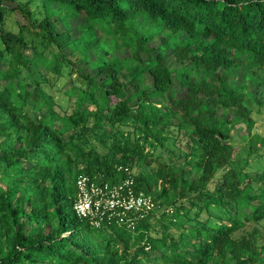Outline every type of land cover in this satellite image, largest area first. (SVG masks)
I'll return each mask as SVG.
<instances>
[{
  "label": "trees",
  "instance_id": "16d2710c",
  "mask_svg": "<svg viewBox=\"0 0 264 264\" xmlns=\"http://www.w3.org/2000/svg\"><path fill=\"white\" fill-rule=\"evenodd\" d=\"M261 67L264 0H0V264H264ZM82 172L156 210L91 225Z\"/></svg>",
  "mask_w": 264,
  "mask_h": 264
},
{
  "label": "built area",
  "instance_id": "2783aa9c",
  "mask_svg": "<svg viewBox=\"0 0 264 264\" xmlns=\"http://www.w3.org/2000/svg\"><path fill=\"white\" fill-rule=\"evenodd\" d=\"M75 185L77 195L74 211L95 227L113 220L116 224L134 229L136 221L156 206L151 195L133 190L130 177L110 185L107 181L82 172L77 174Z\"/></svg>",
  "mask_w": 264,
  "mask_h": 264
},
{
  "label": "rangeland",
  "instance_id": "374dc122",
  "mask_svg": "<svg viewBox=\"0 0 264 264\" xmlns=\"http://www.w3.org/2000/svg\"><path fill=\"white\" fill-rule=\"evenodd\" d=\"M20 19H22L21 17H19ZM56 27L59 31H64L65 29H67V25L66 22L62 19H59L58 17H55L54 19ZM73 25H76V21L75 22H71ZM25 53H29L31 52L29 49H24L23 50ZM66 52H68V49H65ZM92 54L93 56H98L101 51H98L96 48H94L92 50ZM78 55V54H77ZM78 65H83L84 67V72L88 71L89 72V67L84 64V60H80L79 56L76 59ZM239 71V70H238ZM255 73L259 76V78L261 80H264V67L261 68H256L255 69ZM67 77V75H66ZM67 79V78H66ZM66 79H64L63 81H58L57 84L58 86L60 84H62ZM147 82H149V79H147ZM143 87H145V84H143ZM51 92L54 94V96L57 98V101H59L60 103H64L65 100L62 99L61 97H65L57 87H53L50 88ZM258 98L260 99V101L262 102V104L259 105V109H256L252 112V118H253V126L252 129L250 130V133H258L260 135H262L264 137V84H261L259 86V93H258ZM242 125V124H241ZM231 132L237 133L236 135H239V137L235 138L234 143H235V151H236V155L234 156V159L239 160V159H247V164L244 166V169L252 172V173H257L260 172L264 169V146L261 148V153L260 154H247L243 149L245 148V143H246V139H247V130L244 128V126L242 125L241 128H238V126H235L232 128ZM235 135V136H236ZM147 152H153L154 153V158L156 159V157H165L164 159L167 158L165 152L160 148V147H155V146H147L146 149ZM155 163V162H154ZM153 163V164H154ZM156 210V208H155ZM157 212L159 213L160 210L158 209ZM264 223V220H263ZM251 225H253L252 223L249 224V226H247L248 228L251 227Z\"/></svg>",
  "mask_w": 264,
  "mask_h": 264
}]
</instances>
